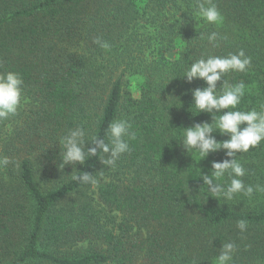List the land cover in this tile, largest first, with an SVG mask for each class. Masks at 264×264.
I'll return each instance as SVG.
<instances>
[{"label": "trees", "instance_id": "trees-1", "mask_svg": "<svg viewBox=\"0 0 264 264\" xmlns=\"http://www.w3.org/2000/svg\"><path fill=\"white\" fill-rule=\"evenodd\" d=\"M212 2L219 26L193 15L195 0H0V73L23 78L17 115L0 122V157L12 161L0 168V264H215L227 242L237 246L230 264H264V194L209 196L200 173L224 151L198 161L177 142L181 128L212 122L191 113L205 83L181 78L196 59L243 50L250 67L225 76L247 86L237 110L264 102V0ZM119 119L136 133L130 152L114 168L98 157L75 165L96 186L58 168L70 130L106 139ZM240 162L246 185L264 184V142Z\"/></svg>", "mask_w": 264, "mask_h": 264}, {"label": "clouds", "instance_id": "clouds-1", "mask_svg": "<svg viewBox=\"0 0 264 264\" xmlns=\"http://www.w3.org/2000/svg\"><path fill=\"white\" fill-rule=\"evenodd\" d=\"M194 7L193 15L198 20H202L205 25L219 26L222 23L223 16L212 0H195ZM199 38L205 39L203 34ZM206 39L213 47L219 46L216 43V32H212ZM94 43L105 50L110 48L107 42L99 38ZM250 65L251 57L246 56L245 52L240 50L224 57L208 56L196 59L181 76L189 84L194 80H202L205 83L206 87L192 91L193 105L191 108L195 109L196 114L192 111L191 113L193 116L208 113L212 122L197 123L192 127L181 128L183 129L182 136L177 142L182 144L192 159L195 156L198 161L220 150H223L227 157L222 162L213 161L209 175L200 173V178L210 193L209 196L215 199L223 198L231 201L238 194L252 199L254 195L264 194V184L257 183L253 186L244 183L242 178L247 170L240 162L242 154L249 153L251 149H256L264 142V102L260 103L259 110L256 108L248 111L237 110L246 94L247 86L243 81L229 84L225 79L230 72H246ZM222 78L223 83L218 90L217 83ZM22 92L23 78L19 73H0V122L17 115ZM131 129L132 125L127 119L114 120L105 130L106 139H98L97 135H92L87 140L85 139L87 134L82 127L70 130L60 140L62 150L59 154L58 168L63 170L71 165L73 171L70 176L73 181L96 186L98 184L96 176L88 172H77L75 165H84L88 158L98 157L105 167L114 168L120 157L130 152L128 140L136 136ZM216 132L221 136H227L228 139L218 142L213 135ZM86 141L94 145L87 151H85ZM10 163L12 161L8 157H0V168H5ZM225 177L227 181L222 184L220 181H223ZM236 226L240 232H245L248 228L247 221L243 219L238 220ZM236 248L233 242L223 243L215 258V264H230Z\"/></svg>", "mask_w": 264, "mask_h": 264}, {"label": "rangeland", "instance_id": "rangeland-1", "mask_svg": "<svg viewBox=\"0 0 264 264\" xmlns=\"http://www.w3.org/2000/svg\"><path fill=\"white\" fill-rule=\"evenodd\" d=\"M167 57H169L170 59H173L175 57V53L174 52L168 53ZM130 90H131L132 95L134 97H138L139 96V90H138L137 85H136V80L131 82Z\"/></svg>", "mask_w": 264, "mask_h": 264}]
</instances>
